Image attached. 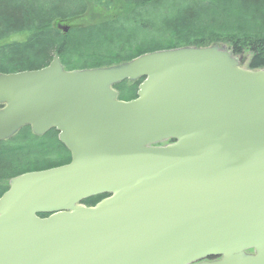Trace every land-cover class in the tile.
Instances as JSON below:
<instances>
[{"label": "water", "instance_id": "1", "mask_svg": "<svg viewBox=\"0 0 264 264\" xmlns=\"http://www.w3.org/2000/svg\"><path fill=\"white\" fill-rule=\"evenodd\" d=\"M0 105V142L55 129L72 158L10 181L0 264H264V69L226 46L80 71L55 56L0 74Z\"/></svg>", "mask_w": 264, "mask_h": 264}, {"label": "trees", "instance_id": "2", "mask_svg": "<svg viewBox=\"0 0 264 264\" xmlns=\"http://www.w3.org/2000/svg\"><path fill=\"white\" fill-rule=\"evenodd\" d=\"M214 45L249 54V69H264V0H0V74L40 70L55 56L66 71H80ZM143 80L115 85L119 100H135ZM70 162L57 130L39 137L22 128L0 142V199L12 179Z\"/></svg>", "mask_w": 264, "mask_h": 264}, {"label": "flooded vegetation", "instance_id": "3", "mask_svg": "<svg viewBox=\"0 0 264 264\" xmlns=\"http://www.w3.org/2000/svg\"><path fill=\"white\" fill-rule=\"evenodd\" d=\"M246 254L248 255H254L255 254V250L254 249H250L248 251H246ZM220 258H214V257H211V258H208V259H205V260H202V261H199L197 263H194V264H201V263H212V262H215L217 260H219Z\"/></svg>", "mask_w": 264, "mask_h": 264}, {"label": "rangeland", "instance_id": "4", "mask_svg": "<svg viewBox=\"0 0 264 264\" xmlns=\"http://www.w3.org/2000/svg\"><path fill=\"white\" fill-rule=\"evenodd\" d=\"M63 27H64V24H63ZM238 58L241 60L242 66L245 69H247L248 68V65H249V62H250V56H249V54H245V55H242V56H238Z\"/></svg>", "mask_w": 264, "mask_h": 264}]
</instances>
